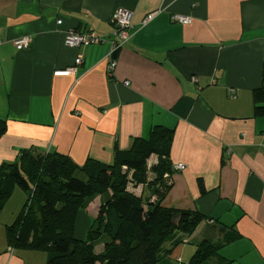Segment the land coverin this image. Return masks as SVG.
<instances>
[{"label":"crops","instance_id":"obj_1","mask_svg":"<svg viewBox=\"0 0 264 264\" xmlns=\"http://www.w3.org/2000/svg\"><path fill=\"white\" fill-rule=\"evenodd\" d=\"M119 9L132 12L131 37L110 76ZM176 14L191 23L174 22ZM68 30L107 40L70 48ZM23 37L32 43L19 51L14 43ZM0 42V120L7 122L0 166L32 148L79 167L89 159L112 164L155 127L172 129L169 158L186 169L164 175L170 189L163 206L205 218L192 235L177 232L165 242L156 264H190L204 242L219 247L221 264H264V116L254 103L264 67V0H0ZM79 55L75 74L54 75ZM158 163L155 155L147 161L150 184ZM128 191L158 199L149 184L130 183ZM28 196L16 186L0 210V264L49 263V253L9 242ZM105 199L78 213L76 239L86 240Z\"/></svg>","mask_w":264,"mask_h":264},{"label":"trees","instance_id":"obj_2","mask_svg":"<svg viewBox=\"0 0 264 264\" xmlns=\"http://www.w3.org/2000/svg\"><path fill=\"white\" fill-rule=\"evenodd\" d=\"M254 103L255 114L264 116V67ZM6 132L7 122L0 120V138ZM173 135L172 129L157 126L148 139H137L129 150L117 152L112 164L89 159L79 167L67 156L32 148L14 164L0 166V210L16 186L29 195L9 231L10 244L49 253L48 264H156L165 242L177 232L192 235L205 218L196 211L163 206L170 189L164 175L176 172L169 158ZM153 155L159 163L150 184L147 161ZM130 183L151 185L158 199L136 197L128 191ZM200 189L205 191L202 182ZM100 196L106 199L86 240L76 239L78 213ZM99 245L104 247L101 254ZM218 252V246L204 242L190 264H221L226 260Z\"/></svg>","mask_w":264,"mask_h":264},{"label":"built area","instance_id":"obj_3","mask_svg":"<svg viewBox=\"0 0 264 264\" xmlns=\"http://www.w3.org/2000/svg\"><path fill=\"white\" fill-rule=\"evenodd\" d=\"M158 14V12L154 14H150L144 21L143 25H146L150 21H152L155 16ZM132 19V12L119 9L116 10L112 16V22L115 25V30L113 32V36L115 39L111 40V50L108 55L109 63H108V73L110 76H113L114 70L117 67V60L114 57V55L119 52L130 40V34L129 30L132 27L131 24ZM172 20L176 23H180L183 25H189L192 21L190 17L183 16L176 14L172 17ZM58 24L61 25L62 21H58ZM107 39L103 38L102 36L97 35L95 32H86V33H80L76 30H68L65 32L64 36V44L70 48H79L83 45H97L104 43ZM32 43L31 38L29 37H23L15 41L16 49L21 51L25 50L30 47ZM1 44V42H0ZM83 63V57L82 55H79L77 59L75 60V65L71 68H68L66 70L57 71L54 73L57 77H67L70 75H73L77 72V67L82 65ZM193 82L198 81L196 77L192 78ZM126 85H128L126 83ZM175 167V171L181 172L186 169V166L184 164H178Z\"/></svg>","mask_w":264,"mask_h":264},{"label":"rangeland","instance_id":"obj_4","mask_svg":"<svg viewBox=\"0 0 264 264\" xmlns=\"http://www.w3.org/2000/svg\"><path fill=\"white\" fill-rule=\"evenodd\" d=\"M28 199H29V196H28ZM103 249H104L103 245H99L96 247L97 253H100V254L103 252Z\"/></svg>","mask_w":264,"mask_h":264}]
</instances>
